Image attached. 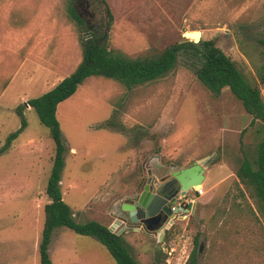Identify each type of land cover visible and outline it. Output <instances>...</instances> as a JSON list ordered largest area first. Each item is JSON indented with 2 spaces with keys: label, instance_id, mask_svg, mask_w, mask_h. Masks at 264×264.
Wrapping results in <instances>:
<instances>
[{
  "label": "rangeland",
  "instance_id": "374dc122",
  "mask_svg": "<svg viewBox=\"0 0 264 264\" xmlns=\"http://www.w3.org/2000/svg\"><path fill=\"white\" fill-rule=\"evenodd\" d=\"M105 1L112 19L101 0H90L91 28L83 0H0V149L22 125L17 108L43 94L45 74L23 79V61L50 66L66 78L93 35L114 53L137 58L200 31L201 40H215L264 100V0ZM70 7L83 24L71 17ZM188 65L181 57L167 76L132 89L89 77L58 106L66 146L63 199L78 223L105 225L114 208L139 197L153 166L160 178L171 162L183 168L207 160L204 194H189L195 199L191 215L162 235L124 234L125 244L140 264H186L196 240L199 264H264V215L237 176L245 158L256 159L264 124L252 123L230 88L214 96ZM27 108V127L0 154V264H41L55 144L37 112ZM157 156L162 164L153 160ZM49 254L53 264H117L96 238L67 227L54 231Z\"/></svg>",
  "mask_w": 264,
  "mask_h": 264
},
{
  "label": "trees",
  "instance_id": "16d2710c",
  "mask_svg": "<svg viewBox=\"0 0 264 264\" xmlns=\"http://www.w3.org/2000/svg\"><path fill=\"white\" fill-rule=\"evenodd\" d=\"M101 1L106 6L109 18L112 19L106 1ZM69 12L80 25L84 23L74 7H70ZM101 40L102 36L93 35L91 39L85 41L83 59L71 75L50 91L28 100L17 108L18 114L22 117V125L9 135L5 145L0 149V154L7 151L27 127L24 110L28 105L37 112L41 123L49 128L54 141L55 156L46 189L50 201L45 205V222L39 244L41 264H53L49 246L54 231L59 227H67L79 235L96 238L106 247L117 264H140L125 244L122 235L113 233L107 226L97 221L78 223L70 206L64 201L60 189L66 146L57 118L58 106L74 96L87 78L104 77L132 89L167 76L175 69L179 59L185 57L197 79L214 96H220L225 88H230L252 116V123L261 121L264 124V100L261 90L247 80L237 64L217 46L215 40H201L200 43H195L186 39L168 46L160 53L137 58L114 53ZM237 176L240 183L257 199L258 208L264 215V137L258 144L256 159L245 158L237 171ZM198 249L196 240L195 248L186 264H199ZM149 264L165 262L158 259Z\"/></svg>",
  "mask_w": 264,
  "mask_h": 264
},
{
  "label": "water",
  "instance_id": "95a60500",
  "mask_svg": "<svg viewBox=\"0 0 264 264\" xmlns=\"http://www.w3.org/2000/svg\"><path fill=\"white\" fill-rule=\"evenodd\" d=\"M192 36V41L195 43L201 42L202 33L200 31L193 32ZM157 159L158 163L162 164L159 156H157ZM168 166L170 168V165ZM207 166V160L197 161L183 168L172 165L168 181L162 179L164 176L155 177L156 181H153V171H155L153 166L148 170L149 178L145 190L136 202L121 203L116 207V211L112 213L115 220L109 228L110 231L119 236L126 232L143 231L162 235L164 229L170 228L179 219L177 215L181 212V209L176 208V210H173V206L177 207L178 197L186 196L191 189L203 185ZM152 182L157 189L156 191L152 187ZM167 186L175 188L172 196L163 193ZM152 221H155V226H146ZM199 251H201V246Z\"/></svg>",
  "mask_w": 264,
  "mask_h": 264
},
{
  "label": "crops",
  "instance_id": "0c3cea01",
  "mask_svg": "<svg viewBox=\"0 0 264 264\" xmlns=\"http://www.w3.org/2000/svg\"><path fill=\"white\" fill-rule=\"evenodd\" d=\"M77 65H76V67H77ZM27 67L29 68L30 71L29 70H26ZM20 71H24V73L27 72L26 75L23 77V79L28 80V81H32L33 80V77L32 76H33L34 72L35 73L36 72H43L45 74V77H46L44 79L42 85H41L42 87H44L42 89L43 94L46 93V92H48V91H50L51 89H53L58 83H60L65 78L63 76L57 75V73H55L50 68V66H45V65H43V64H41V63H39L37 61L30 60L29 58H27L26 60L23 61V63L21 64V67H20ZM17 75H19V74H17ZM17 75H15V76H17ZM27 109L29 110L30 108H27ZM185 162L186 161H183V163H185ZM169 165H170V172H171L172 171L171 166L172 165L175 166L176 164L174 162H171V163H169ZM167 175H170V173H168ZM205 176H206V178H205V181L204 182H206L207 177H208L207 170L205 172ZM190 201L195 202V199L194 198H191ZM114 211L115 210L113 209L112 210V213ZM114 220H115V218L113 217V220H111L110 222H108L107 224H105V226H107L108 228H110L114 224ZM130 233H132V232L123 233L122 236L124 234H130Z\"/></svg>",
  "mask_w": 264,
  "mask_h": 264
},
{
  "label": "flooded vegetation",
  "instance_id": "af4514ba",
  "mask_svg": "<svg viewBox=\"0 0 264 264\" xmlns=\"http://www.w3.org/2000/svg\"><path fill=\"white\" fill-rule=\"evenodd\" d=\"M83 1H85L86 8H87V10H86V13L88 15V23L87 24H89V26L92 28V27H94L93 21H94V18H95V13H91L92 12L91 11L92 3L90 2V0H83ZM153 160H157V158H155ZM153 174L155 175V171H153ZM167 174L168 173H166V175H164V178H162V179H164V181H168L169 180V175H167ZM153 180H155V177H154ZM144 190H145V187L141 191V194L144 192ZM174 192H175V188L172 187V186H167L166 189L163 191V193L167 194L168 196H172L174 194ZM141 194L139 196H141ZM137 199H138V197H136L135 199L125 200V202L126 203H135ZM146 226H151V227L155 226V221H152V222L148 223ZM143 232H145V231H143ZM145 233L146 234H152L151 232H145Z\"/></svg>",
  "mask_w": 264,
  "mask_h": 264
},
{
  "label": "built area",
  "instance_id": "2783aa9c",
  "mask_svg": "<svg viewBox=\"0 0 264 264\" xmlns=\"http://www.w3.org/2000/svg\"><path fill=\"white\" fill-rule=\"evenodd\" d=\"M28 107H30V106L28 105ZM191 192L198 195V196H202L204 194V189L201 186H198V187L191 189L186 194V196H183V197L179 196L178 197L177 207L173 206V210H176V208L181 209V212L177 215L179 217V219L187 218L191 215V208L190 207H191L192 201H190L191 195H189Z\"/></svg>",
  "mask_w": 264,
  "mask_h": 264
},
{
  "label": "bare ground",
  "instance_id": "6f19581e",
  "mask_svg": "<svg viewBox=\"0 0 264 264\" xmlns=\"http://www.w3.org/2000/svg\"><path fill=\"white\" fill-rule=\"evenodd\" d=\"M164 34V33H163ZM162 39V38H161Z\"/></svg>",
  "mask_w": 264,
  "mask_h": 264
}]
</instances>
